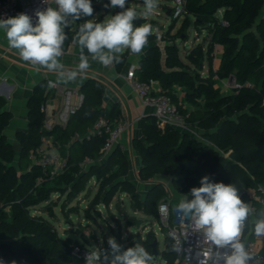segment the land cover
<instances>
[{"label":"trees","instance_id":"trees-1","mask_svg":"<svg viewBox=\"0 0 264 264\" xmlns=\"http://www.w3.org/2000/svg\"><path fill=\"white\" fill-rule=\"evenodd\" d=\"M221 8L222 19L217 14ZM172 13L171 7L168 17L174 27L179 18H173ZM145 23L148 22L134 21L135 26ZM188 26L200 32L206 29L209 35L186 55L196 66L194 70L180 56L176 41ZM77 30L78 26L73 31L65 29L68 39L64 46L73 41ZM158 36L162 44L155 42ZM147 45V55L134 74L140 80H156L160 92L171 96L188 124L200 128L215 146L175 127H161L153 117L143 122L142 136L132 139L140 154L141 173L173 174L180 193L200 187L204 176L212 182L234 183L241 199L256 207L255 216L259 218L264 211V204L257 199L264 197V0H186L179 30L163 31L161 35L153 32ZM217 46L222 49L215 60ZM120 56L118 70L125 60L124 54ZM205 62L208 74L204 76L199 71ZM231 77V91L225 93L219 82ZM45 82L38 83L30 97L28 127L17 135L18 152L4 133L12 113L6 107L7 101L0 97V261L4 264H85V259L72 254L73 244L80 242L63 236L52 221L56 215L53 195L67 192L63 202L68 207L75 193L84 191L91 178L99 183L100 191L107 189L108 193L125 186L131 192V207L139 209L136 188L127 179L131 168L128 155L119 145L106 154V133L91 134L101 117L110 122L123 118L117 104L106 115L105 84L96 77L87 78L81 84L82 106L65 126L56 123L46 128L41 110L49 94L43 89ZM46 136L66 161L62 172L52 177L37 162L39 156H32ZM23 158L28 159L27 163ZM157 190L152 187L145 196L143 208L149 216H157V201L164 196ZM98 202L99 194L89 206ZM116 205L127 218H134L121 201ZM86 213L91 215L89 207ZM247 226L245 245L255 236L253 228L249 232ZM155 239L151 230L142 243L153 256ZM156 249V257L160 256L165 264H174V243L170 245L168 236L166 248L160 251L158 245Z\"/></svg>","mask_w":264,"mask_h":264},{"label":"clouds","instance_id":"clouds-1","mask_svg":"<svg viewBox=\"0 0 264 264\" xmlns=\"http://www.w3.org/2000/svg\"><path fill=\"white\" fill-rule=\"evenodd\" d=\"M44 2L49 6L35 12V25L31 16L20 13L0 18V30L8 46L18 50L23 61L55 73L56 82L65 84L75 82L92 62L109 67L121 62L120 54L125 50L140 55L153 34V27L150 23L135 26L134 21L152 15L158 8V0H143V11L138 13L133 7H125L127 0H110L106 7H119L123 11L102 22L88 19L79 24L73 37V43L80 48L79 62L76 70H67L60 59L68 39L65 29L82 17L93 15L92 0ZM52 3L55 7L50 6ZM200 185L182 195L176 205V211L189 221L190 231L202 238L205 247L199 252L202 257L199 264H251L253 257L241 236L252 209L241 199L240 189L234 183L212 182L209 176L202 177ZM253 225L254 234L264 236V211ZM107 243V250L89 248L85 264H156L154 256L140 242L126 250L114 237H109Z\"/></svg>","mask_w":264,"mask_h":264},{"label":"rangeland","instance_id":"rangeland-1","mask_svg":"<svg viewBox=\"0 0 264 264\" xmlns=\"http://www.w3.org/2000/svg\"><path fill=\"white\" fill-rule=\"evenodd\" d=\"M106 2L109 4L110 0H92V7L94 9L93 15L91 17H82L80 20L75 21V23L70 25V31L75 30L79 24L84 23L86 20H97L101 19L102 22L110 16L116 15L117 13L123 11L119 7L111 8L109 7V12H105L100 9V4ZM165 1L158 0V8L154 13L148 17L141 16L136 21L141 23L147 21L152 24L153 32L161 35L163 31L171 30L175 33L179 30L177 24L181 25L182 18H179L174 25V21L168 17L166 14L167 4L164 5ZM170 5L171 1L167 0ZM133 7L138 13L143 11V0H127L125 7ZM173 6V4H172ZM172 28V29H171ZM209 35L205 33L203 36L195 35V30L192 26H188L182 31L179 38L176 40L179 45L180 56L190 65V70L196 69V66L186 57L188 51L198 42H203L205 38ZM161 38L156 39L155 42H159ZM215 60L218 57L216 52ZM201 75L208 74L207 63H204V68L199 71ZM233 80L223 79L219 82V85L223 86L224 92L228 93L231 91V84ZM44 90H48V83L45 82L43 85ZM190 106V105H188ZM151 119V118H149ZM182 133H187L190 136L196 137L212 146H215L207 137H204L199 131L200 129L192 124H188V127L179 129ZM17 152L19 151L16 149ZM131 168L127 176V179L135 186V192L138 195L137 204L139 209L134 210L130 205L131 192L127 190L125 186L117 187L113 193H108L109 191L104 189L100 191V185L95 178H91L87 184L84 191H77L75 193V198L66 207L64 205V199L68 195L67 192H61L53 195L56 202L54 208L55 217L52 218L54 224L57 226L59 232L63 236H70L74 240L83 243L87 247L109 249L107 240L109 237H114L118 244L122 245V249L126 250L129 247H133L132 243L140 242L143 243L146 234L154 232L156 239H158L159 250L162 251L166 248V236H168L170 245H173L171 238L168 235V229L163 227L157 216H149L145 213L143 208V203L145 202L146 194L151 190L152 187H157L159 191L164 193V196L157 201V204L161 200H169L173 203H179L182 195L189 194L190 192L180 193L177 191L174 184L173 174H155L150 176H145L141 173V158L138 155H129ZM19 155H16V162L18 161ZM28 159L23 158V162L27 163ZM100 195V202L89 206L90 201L94 196ZM189 199H192L189 195ZM122 202L126 206V210L133 215L134 218H127L124 213H122L118 207L117 202ZM89 207L91 215H87L86 209ZM149 208V206H147ZM115 217L120 218L117 221ZM256 216L252 214L248 218L247 230H252L254 227L253 222ZM139 224H137V222ZM156 259V264H165L164 260L158 256L154 257Z\"/></svg>","mask_w":264,"mask_h":264},{"label":"built area","instance_id":"built-area-1","mask_svg":"<svg viewBox=\"0 0 264 264\" xmlns=\"http://www.w3.org/2000/svg\"><path fill=\"white\" fill-rule=\"evenodd\" d=\"M173 1V18H183L186 0ZM49 5L44 0H0V18L15 17L20 13H25L33 18L35 25L37 10H45ZM50 6L55 7L52 3ZM161 38V36H159ZM65 49V46H64ZM133 90L140 97L142 104L152 108L155 115L157 125L172 126L177 129L188 127L186 115L172 100L171 96L160 92L157 88L159 83L156 80H140L134 74V71H129L126 75ZM53 82L50 84L49 82ZM56 79L48 78V97L53 92L60 98V106L56 110L54 103L47 100L41 105V110L45 115V127L51 128L54 124L59 123L65 126L71 116L76 113L84 101V93L81 86H68L62 82H56ZM160 87V86H159ZM131 122L127 119H119L108 121L106 117H101L95 124L91 134L106 133L103 150L109 153L115 146L120 145L119 139L121 135L130 128ZM32 156H39L36 160L44 170H49L50 176H54L62 172L66 161L60 154L58 148L52 143L51 138L46 136L43 138L42 145L37 149V152H32ZM91 160L88 159L87 163ZM39 182L41 179L38 180ZM260 203L264 204V197H257ZM177 203L169 200H161L157 204V217L163 227L168 229V234L173 240L176 260L174 264H199L202 258L199 252L202 247V238L197 233H192L188 228L189 221L183 218L176 211ZM252 209L251 213H255L256 207L248 204ZM247 225V222H246ZM246 225L242 232L241 239L244 241L246 237ZM91 247L85 246L83 243H74L72 254L77 259H85L88 249ZM246 249L253 257L251 264H264V252L262 248L255 242L250 241L246 244Z\"/></svg>","mask_w":264,"mask_h":264},{"label":"crops","instance_id":"crops-1","mask_svg":"<svg viewBox=\"0 0 264 264\" xmlns=\"http://www.w3.org/2000/svg\"><path fill=\"white\" fill-rule=\"evenodd\" d=\"M163 1H165L164 5L167 4L170 8L172 7V0H170V5L167 3V0ZM223 12V8L218 10L217 14L220 19L223 17ZM177 27H180V25L177 24ZM192 28L195 30V35L197 36H203L205 33H208L206 29L200 32L194 26ZM149 48L150 46L147 45L140 55H134L130 51L125 50L121 53L125 55V60L119 70L116 67V63L109 67H104L97 62H92L90 68L82 73L75 82L64 83L68 86H81L87 78L96 77L105 84L104 106L106 115L117 104L123 117L122 119H127L131 122L130 128L119 139V143L123 146V150L128 157H130V154L140 157L139 152L132 144V139L142 136L141 126L144 121H149V118H153V110L142 104L140 97L131 87L126 75L129 71H135L141 60L147 55ZM221 49V46H217V59L219 58ZM79 55V46L74 44L73 41H69L65 45L64 54L60 59L67 70H76ZM48 78L57 80V75L48 72L42 67L33 66L29 62L23 61L18 54V50L8 46L5 34L0 30V97L7 101L6 107L12 113L9 124L4 129V133L18 150H20V144L17 135L19 131L26 130L28 127V104L30 97L33 94L35 86L41 81H47ZM157 88H160L159 85H157ZM48 101L54 103L56 110L59 108L60 98L53 92L49 95ZM199 132L203 133L201 129ZM252 214L255 215V213H251L250 216ZM251 241H255L264 252V236L255 235Z\"/></svg>","mask_w":264,"mask_h":264},{"label":"water","instance_id":"water-1","mask_svg":"<svg viewBox=\"0 0 264 264\" xmlns=\"http://www.w3.org/2000/svg\"><path fill=\"white\" fill-rule=\"evenodd\" d=\"M106 5H108L106 2H102V3L100 4V9H103L105 12H109V7H106ZM170 12H171V8H169V9L167 10L166 14L169 15ZM231 80H233V77H231ZM81 106H82V105H81ZM81 106H80V107H81ZM152 116L155 117L154 114H152ZM139 222H140V221H138L137 224H139ZM246 243H247V241H246ZM152 245H153V248H154V257H156V256H157V253H158V250L156 249L157 246H158V239H155L154 242L152 243Z\"/></svg>","mask_w":264,"mask_h":264}]
</instances>
